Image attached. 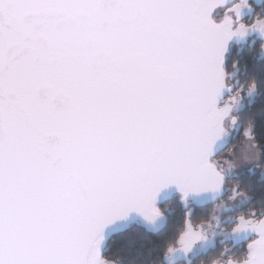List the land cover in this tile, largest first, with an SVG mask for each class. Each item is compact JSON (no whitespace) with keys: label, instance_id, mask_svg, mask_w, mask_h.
Wrapping results in <instances>:
<instances>
[{"label":"snow or ice","instance_id":"obj_1","mask_svg":"<svg viewBox=\"0 0 264 264\" xmlns=\"http://www.w3.org/2000/svg\"><path fill=\"white\" fill-rule=\"evenodd\" d=\"M250 32L264 40L250 0H0V264H113L110 225L155 224L170 188L185 204L220 192L225 121L259 87L222 102L225 57ZM237 151L259 166L264 105ZM202 228L186 213L163 258L187 254ZM232 232L254 236L242 264H264V208Z\"/></svg>","mask_w":264,"mask_h":264},{"label":"trees","instance_id":"obj_2","mask_svg":"<svg viewBox=\"0 0 264 264\" xmlns=\"http://www.w3.org/2000/svg\"><path fill=\"white\" fill-rule=\"evenodd\" d=\"M242 66L245 68L243 83L246 84L249 80L255 78L258 82V90L256 100L251 104H247L236 117L237 124L240 126L239 132L229 141L226 149L221 155H227L233 151V148L238 144L241 137L242 128L249 116L264 105V62L252 61L250 58H244ZM232 68V67H231ZM261 139V137H258ZM220 155V156H221ZM264 174V155L261 156L260 164L256 173H246L237 178H226L225 186H238L236 191L243 193L248 199L247 204L233 212L224 215L221 220L232 219L241 215H246L252 208L260 210L264 208V178L260 175ZM229 199V195L225 193L223 197L215 204L196 208L191 219L194 224L208 225L211 223L215 206ZM169 211L173 214L167 218L166 227L158 234L152 235L147 233L142 227L134 225L129 231L112 237L106 244L103 255L109 256L113 264H130L131 260H135V264H166L162 256V250L167 243H171L177 236L182 227V221L185 218L186 212L182 211L181 206L176 199L166 203ZM128 239V244L122 250L119 242ZM128 249H133L132 255ZM244 252V251H243ZM243 252L240 253L242 257ZM221 253L211 251L207 256H211L214 261L220 257Z\"/></svg>","mask_w":264,"mask_h":264},{"label":"flooded vegetation","instance_id":"obj_3","mask_svg":"<svg viewBox=\"0 0 264 264\" xmlns=\"http://www.w3.org/2000/svg\"><path fill=\"white\" fill-rule=\"evenodd\" d=\"M250 3L253 5L255 12L264 10V0H260L259 3H256V0H250ZM221 13V10H218L216 16ZM245 20L248 19L247 14L244 17ZM250 58L252 61H262L264 62V40L259 38L258 34L255 32H250L244 39L236 40L230 43L228 46V53L225 57V70H226V84L231 86L232 93L225 95L223 102H228L230 96L236 92L237 88L243 83V77L245 75V68L242 66L244 63V58ZM235 63V68L232 67V64ZM232 67V68H231ZM176 199L179 205L181 206L182 211L187 214L196 208L192 203H188L185 207L180 196H174L171 198ZM168 201V202H169ZM166 202V203H168ZM166 203L158 205V209L166 218L173 214L172 211H169L168 207H165ZM186 215V214H185ZM192 217V216H191ZM239 217V216H238ZM236 219H226L223 221L221 229L212 236L209 240L204 241V239L199 240V242L192 247V252L188 256L185 262L174 263V254L165 259L166 264H227L229 259L233 260V264H241L243 262V257L246 252L247 244L253 238L247 237L248 241L246 243H238L236 238L230 236L232 228L236 223ZM139 226V225H138ZM208 226V225H203ZM141 227V226H140ZM211 251L216 253L220 252L221 255L218 259L212 261L211 256H207ZM244 251V252H243ZM243 252L242 257L240 253Z\"/></svg>","mask_w":264,"mask_h":264},{"label":"rangeland","instance_id":"obj_4","mask_svg":"<svg viewBox=\"0 0 264 264\" xmlns=\"http://www.w3.org/2000/svg\"><path fill=\"white\" fill-rule=\"evenodd\" d=\"M255 100H256V94L252 97H249L244 92H241L238 97L237 104L235 105L233 109L232 115L236 117V115L241 110H243L247 104L249 105ZM224 127L227 132L224 139L228 138L226 141V144H228L229 141L239 132L240 126L239 124H237L235 127H233L231 126L229 121H225ZM229 154L223 155V156L221 155L219 157L221 167L224 169L225 178H237L246 173L253 174L257 172L259 166L254 165L252 163H247V164L242 163V154L240 152L237 151L235 155H229ZM225 157H227L228 159L226 160ZM229 162L235 165L231 169L228 168ZM260 178L263 179L264 174H261ZM232 190H233L232 186L224 185L223 195L227 193L229 195V199L215 206L211 223L208 224V226H203L202 231L204 235V241L209 240L212 236H214L221 229L223 225V220H221V218L224 215L230 212H233L235 210H238L247 204L248 199L242 195H237L235 198H232Z\"/></svg>","mask_w":264,"mask_h":264},{"label":"water","instance_id":"obj_5","mask_svg":"<svg viewBox=\"0 0 264 264\" xmlns=\"http://www.w3.org/2000/svg\"><path fill=\"white\" fill-rule=\"evenodd\" d=\"M232 42H234V39L230 43H232ZM227 53H228V50H227ZM227 53H226V55H227ZM228 93H229L228 91H225L223 93V99H224L225 95ZM227 139L228 138L223 139L220 142V144L218 145V151L220 152V154L227 147V144H226ZM224 185H225V183H224ZM224 185H223L222 190L218 193H206V194H203V195L198 196V197L189 198V200L187 201L186 204L184 202H182V203L184 204L185 207L187 206L188 203H192L196 207H200V208H203V207L209 206V205H213V204L217 203L223 197ZM174 196H179V194L176 192V190L174 188H170V189L162 191L157 198V206L168 202ZM192 213H193V211L191 210L188 214H190V216H192ZM166 224H167V221L163 215H161L160 218L155 222V224H152V225L148 224L141 217H139L137 215H134V214L130 215L126 220L118 221V222L110 225L105 230V243H104V247L102 249V253L106 247L107 242L112 237L129 231L130 227H132L134 225H139L147 233L152 234V235H156V234L160 233L166 227ZM230 236L233 238H236L238 240V243H246L248 241L247 237L254 238L253 234L246 233V232H239V233H235V234L231 233ZM198 242H199V240H197L192 245V247L195 246ZM192 247H191V250L187 254L180 252V251L175 252L174 253V263L185 262L186 259L188 258V256L192 252Z\"/></svg>","mask_w":264,"mask_h":264},{"label":"clouds","instance_id":"obj_6","mask_svg":"<svg viewBox=\"0 0 264 264\" xmlns=\"http://www.w3.org/2000/svg\"><path fill=\"white\" fill-rule=\"evenodd\" d=\"M119 244H120V249H118V250H122L124 247L127 246V244H128V239H125V240L120 241ZM128 251H129V254L132 255V253H133V249H128ZM130 264H135V260H134V259L131 260V261H130Z\"/></svg>","mask_w":264,"mask_h":264},{"label":"bare ground","instance_id":"obj_7","mask_svg":"<svg viewBox=\"0 0 264 264\" xmlns=\"http://www.w3.org/2000/svg\"><path fill=\"white\" fill-rule=\"evenodd\" d=\"M104 243H105V241H104Z\"/></svg>","mask_w":264,"mask_h":264}]
</instances>
